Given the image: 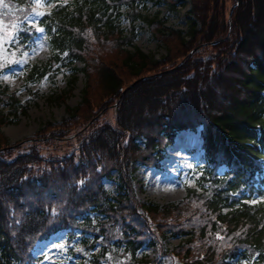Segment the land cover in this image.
<instances>
[{
	"label": "trees",
	"instance_id": "1",
	"mask_svg": "<svg viewBox=\"0 0 264 264\" xmlns=\"http://www.w3.org/2000/svg\"><path fill=\"white\" fill-rule=\"evenodd\" d=\"M53 1L30 25L32 0H0V74L44 30L52 55L27 66L26 86L76 61L85 77L65 118L13 142L1 127L26 106L0 83V264H35L36 242L60 230L78 233L79 264H264V0H188L185 31L141 14L149 0ZM123 16L143 21L165 54L134 47ZM198 127L199 191L137 200L135 165L159 166L176 132ZM113 172L115 196L103 185ZM169 235L182 239L171 249ZM150 245L156 258L139 257Z\"/></svg>",
	"mask_w": 264,
	"mask_h": 264
},
{
	"label": "rangeland",
	"instance_id": "2",
	"mask_svg": "<svg viewBox=\"0 0 264 264\" xmlns=\"http://www.w3.org/2000/svg\"><path fill=\"white\" fill-rule=\"evenodd\" d=\"M68 2L70 0H63ZM52 0H33V5L38 10H49L53 6ZM188 0H181L177 5L171 7L163 1L149 0L145 4H139L138 10L143 15L152 16L158 14L165 20V24L175 29L185 31L188 19ZM124 12L127 7H122ZM232 9H230L231 12ZM27 23L36 22V17L31 15L26 19ZM122 27L127 29L132 27L135 33L134 47L139 48L146 54L154 58H160L165 54L164 45L155 39L148 29V26L141 20L129 23L126 17H122ZM129 49H133L129 46ZM52 52L50 50L45 32L40 31L35 37L30 48L22 54L21 64L5 70L0 75V82L9 92H17V97L22 106H26L25 111H19L14 121L4 125L1 130L4 136L10 141H16L34 134L41 125L51 121L57 122L67 116V107H73L81 99L85 77L81 68L83 63L76 61L74 70L71 66L61 68L53 79L37 78L28 87L26 86L27 65L42 64L49 60ZM75 78V79H74ZM7 112V108H4ZM205 163L202 156L201 139L198 131H178L174 140L169 144L164 152V157L160 160L158 167L149 168L143 164H136L134 172L133 193L137 200L150 201L158 204L176 203L186 194L188 188H197V178ZM225 171L221 166L219 174ZM103 178V184L110 194H117L115 177ZM261 187L264 190V171L262 175ZM199 190V188H197ZM94 221L103 219L98 213H90ZM58 235V241L51 245L42 244L51 236ZM47 239L39 241L33 248V255L36 264H79L80 237L71 241L67 231H58ZM182 239L169 235L164 244L171 249ZM46 245V246H45ZM62 245V247H58ZM52 247L51 250H48ZM97 249V248H96ZM119 253H123L122 248H116ZM98 250V249H97ZM157 255V247L150 245L143 247L139 251V256L154 259ZM230 264H246V260L234 257L228 260Z\"/></svg>",
	"mask_w": 264,
	"mask_h": 264
},
{
	"label": "bare ground",
	"instance_id": "3",
	"mask_svg": "<svg viewBox=\"0 0 264 264\" xmlns=\"http://www.w3.org/2000/svg\"><path fill=\"white\" fill-rule=\"evenodd\" d=\"M58 239H59V236L54 235V236H51L48 240H44V242H42V244L51 245V244H53L54 241H58ZM51 249H52V247H50L48 250H51Z\"/></svg>",
	"mask_w": 264,
	"mask_h": 264
},
{
	"label": "snow or ice",
	"instance_id": "4",
	"mask_svg": "<svg viewBox=\"0 0 264 264\" xmlns=\"http://www.w3.org/2000/svg\"><path fill=\"white\" fill-rule=\"evenodd\" d=\"M37 3H39V0H37ZM58 247H62V245H58Z\"/></svg>",
	"mask_w": 264,
	"mask_h": 264
},
{
	"label": "water",
	"instance_id": "5",
	"mask_svg": "<svg viewBox=\"0 0 264 264\" xmlns=\"http://www.w3.org/2000/svg\"><path fill=\"white\" fill-rule=\"evenodd\" d=\"M230 14H231V12H230ZM230 14H229V15H230Z\"/></svg>",
	"mask_w": 264,
	"mask_h": 264
}]
</instances>
